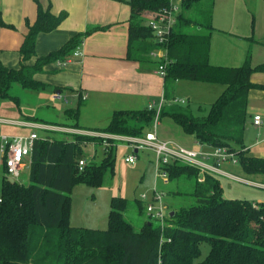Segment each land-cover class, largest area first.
<instances>
[{
  "label": "trees",
  "instance_id": "16d2710c",
  "mask_svg": "<svg viewBox=\"0 0 264 264\" xmlns=\"http://www.w3.org/2000/svg\"><path fill=\"white\" fill-rule=\"evenodd\" d=\"M129 2L128 58L150 62L157 69L164 60L154 59L150 53L161 44L155 40L147 19L152 12L168 7L171 0ZM214 4L215 0H181L178 20L164 45L169 59L165 96L169 99L174 82L181 79L220 83L225 89L208 109L199 106L205 114L196 115L189 106L173 101L164 103L161 118L172 117L201 143L228 147L237 154L246 172L264 173V157L248 155L244 150L249 93L252 88L261 87L253 82L252 75L264 67L253 66L250 58L241 66L210 62ZM66 15L65 11L55 14L39 4L37 19L29 25L20 48V67L7 66L0 60V100L10 97L16 82L27 89L45 88L47 85L36 75L47 64L69 58L83 37L91 33L79 34L60 49L37 56L38 35L57 28ZM34 57L35 61L30 62ZM81 103L80 94L77 108L67 109L66 114L77 118ZM154 115L155 110L148 107L116 110L99 131L141 136L152 125ZM27 119L42 122L30 116ZM74 127L81 128L78 123ZM66 135L52 132L54 138L35 142L27 182L10 181L3 164L0 264H159L160 259L162 264H264V201L226 198L216 174L206 173L200 181L199 169L184 163H172L166 169L171 180L194 181L190 194L195 202L174 209L163 228L151 220L136 228L125 217L131 200L122 196L112 198L107 229L72 225L74 184L81 181L100 186L106 171L114 170L115 147L104 150L101 162H90L79 170L78 160L84 155V147L92 140L98 144L102 140L88 135H73L69 140ZM132 202L141 213L145 212V201L140 198ZM205 243L209 251L202 258Z\"/></svg>",
  "mask_w": 264,
  "mask_h": 264
},
{
  "label": "crops",
  "instance_id": "0c3cea01",
  "mask_svg": "<svg viewBox=\"0 0 264 264\" xmlns=\"http://www.w3.org/2000/svg\"><path fill=\"white\" fill-rule=\"evenodd\" d=\"M39 4L55 14L65 11L67 15L57 28L38 35L37 56H45L58 50L71 38L91 31L83 37L66 64L62 65L59 62L47 64L44 71L36 75L37 79L47 85L43 89H55L53 93L50 91L52 99H58L64 90L77 97L78 101L81 94L82 102H90V105L100 104V109L110 112V119L116 110L146 108L151 101L159 102L162 96L166 102L179 99L185 102L178 103L189 104V99L176 96L175 89L180 80L174 82L171 95L167 99L165 78L157 73L156 68L150 62L128 58L131 17L129 0H0V21L5 23L0 22V60L5 65L20 67L22 60L20 48L29 25L37 19ZM221 5L219 9L215 8L214 4L215 30L211 36L210 62L214 65L241 66L250 58L253 66L264 67V0H222ZM75 51L78 53L75 54ZM35 59L36 57L30 62H34ZM252 79L261 87L252 88L249 93L244 150L248 155L264 157V68L254 72ZM201 84L204 85H198L197 88L218 89L220 95L225 89V85L220 83ZM82 114L80 111V118H84ZM256 114L262 116V124L259 126L253 124V117ZM24 122L44 123L0 117V124L9 123L15 127L11 130L10 127L2 125L0 143L1 135L27 134L34 130L31 126L23 125ZM78 125L81 127L79 129L89 131H99L102 128L81 126L79 123ZM151 128L152 125L147 126L145 131ZM17 129L30 130L21 133ZM54 132L58 131H53V134ZM51 134L52 132L48 135ZM157 134L161 139L188 148L194 149L204 145L194 135L186 133L170 116L161 118ZM66 136L70 140V136ZM98 145V143L92 145L95 150L93 154L87 156L91 158L89 162L95 161ZM124 146L132 152L125 154L123 160L133 177L140 175L142 182L145 172L147 174L149 169L156 167L155 152L150 149H133L129 143ZM130 154L137 155L134 163L126 161V156ZM30 164L31 158L25 167ZM150 185L151 183L146 188ZM122 195L131 201L140 199V196L135 194L128 198L127 192L126 195L124 192Z\"/></svg>",
  "mask_w": 264,
  "mask_h": 264
},
{
  "label": "rangeland",
  "instance_id": "374dc122",
  "mask_svg": "<svg viewBox=\"0 0 264 264\" xmlns=\"http://www.w3.org/2000/svg\"><path fill=\"white\" fill-rule=\"evenodd\" d=\"M221 2L222 0H215V8L221 9ZM201 83L205 82L181 79L177 82L175 89L178 98L189 99V104H185V106H189V109L196 115L205 114L204 111L199 110L200 105L208 109L220 96L218 89L197 88L198 85H204ZM50 91L54 92L55 89L42 88L33 90L24 88L20 83H14L10 89V97L0 100V117L7 119H27L30 116L42 122L68 126H75L79 123L81 126L86 127H103L110 121V112L106 109H100L101 105L98 103L90 105V102L87 101H83L80 105V111L83 112L82 116L84 118H80L79 116L75 118L74 116L68 115L66 114V110L69 108H77L79 103L78 98L71 96L68 90H64L58 99H52L50 97ZM15 97H17V100ZM104 107L107 106L104 105ZM2 125L10 127L11 130L15 129L12 124L7 123L0 124V131L2 130ZM17 130L18 132L26 133L30 129ZM38 132L44 134L42 130H38ZM56 135L59 134L56 133ZM50 137L51 139L54 138L51 135ZM126 144L128 143L118 142L117 147L114 148V170L113 172L110 169L106 171L100 186L94 187L81 181L74 184L71 192L72 206L70 222L72 225L82 228L107 229L109 226L108 217L111 210V201L114 196H124L122 195L123 192L125 195L127 192L128 198H132L133 195L131 194H135V196L146 194L147 200L150 201L153 197V189L155 186H157L159 191L165 192L167 195L165 200L170 212L180 206H188L195 202V198L190 194L194 183L192 179H170L167 184H164L161 180L158 181L156 179V172L153 168L149 169L147 174L145 172L142 182H140V175L133 177L127 168L128 165L123 160L125 154L132 152V150L124 146ZM194 149L204 152H211L213 150L209 145H200V147ZM94 150L91 144L86 145L82 157L87 158V156L94 153ZM103 155L104 146L99 144L94 159L95 162H101ZM87 159L89 160L91 158L88 157ZM29 167L27 166L22 170L18 178L19 181H28ZM221 167L226 172L240 177L238 179L223 173L217 174L223 188V195L226 198L248 200L253 203H261L264 201V185L253 183H264V173L246 172L239 160L237 162H233L232 160L225 161L221 164ZM2 171L3 163L0 158V177ZM149 183H151L150 187L146 188ZM125 217L136 228H139L148 220H151L155 225L159 224V221L147 215L146 210L141 213L138 206L134 202L131 203V201L125 212ZM208 251L209 245L206 243L203 244L202 258L206 256Z\"/></svg>",
  "mask_w": 264,
  "mask_h": 264
},
{
  "label": "built area",
  "instance_id": "2783aa9c",
  "mask_svg": "<svg viewBox=\"0 0 264 264\" xmlns=\"http://www.w3.org/2000/svg\"><path fill=\"white\" fill-rule=\"evenodd\" d=\"M181 11V0H171L168 7L162 10L154 11L147 19V24L152 28L155 34V40L161 44V47L151 51L150 55L154 59L164 60L160 63L156 69L157 73L165 78L167 75L166 65L169 63L167 57V51L164 45L169 40V34L172 27L178 20V15ZM78 52L75 51V54ZM67 58L65 61L59 62L64 65L69 61ZM56 97H58L56 95ZM176 102L184 103L185 100L176 99ZM166 103L165 97L162 96L159 102L151 101L148 104L149 109L155 110L154 119L152 122V128L141 136H130L117 133H109L103 131H89L79 129L71 126L55 125L48 123H22L23 125L31 126L34 130L27 134L18 135H1L0 143V158L3 164L7 167V175L9 178L18 179L21 175L24 167L29 163L35 142L38 139H51L49 134L53 131L66 133L73 135H88L102 140L104 150L110 146H117L118 142H127L136 150L150 149L155 152V169L156 178L161 180L164 184L170 181L169 173L166 169L172 163H184L193 167H197L200 171L199 180H204L206 173H223L232 177L240 179V177L230 174L222 169L221 164L225 161L232 160L238 161L237 154L230 151L226 146H211L213 150L211 152L197 151L193 148H188L184 145L177 144L171 141L161 139L157 134V128L161 121V109ZM253 124L259 126L262 124V116L259 114L254 115ZM38 130H42L44 135H40ZM96 140L90 141L88 144L97 145ZM204 145H208L202 143ZM137 160L136 154H130L126 156V161L134 163ZM90 163L87 158L81 157L78 160L79 170H83L84 167ZM254 183V182H253ZM165 192L158 190L157 186L153 189V197L150 201L147 200L146 194H141V200L146 202L147 215L159 221L162 228L167 225V220L170 217V210L168 209L166 202ZM159 264H162L160 259Z\"/></svg>",
  "mask_w": 264,
  "mask_h": 264
},
{
  "label": "water",
  "instance_id": "95a60500",
  "mask_svg": "<svg viewBox=\"0 0 264 264\" xmlns=\"http://www.w3.org/2000/svg\"><path fill=\"white\" fill-rule=\"evenodd\" d=\"M10 181H12V182H14L15 181V179L14 178H10ZM173 214V212H171V214L170 215H172Z\"/></svg>",
  "mask_w": 264,
  "mask_h": 264
}]
</instances>
